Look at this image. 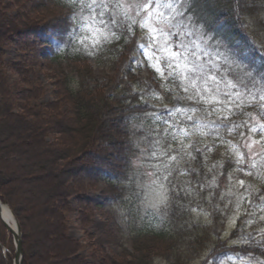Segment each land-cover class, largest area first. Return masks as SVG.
<instances>
[{"label": "rangeland", "instance_id": "obj_1", "mask_svg": "<svg viewBox=\"0 0 264 264\" xmlns=\"http://www.w3.org/2000/svg\"><path fill=\"white\" fill-rule=\"evenodd\" d=\"M68 6L73 10L69 3ZM61 9V5L49 0H0V63L2 64L0 69L7 77L5 81L10 89L15 85L18 86L15 95L13 93L11 96H6V100L8 99L9 106L13 104V112L19 113L22 110L21 113L24 114L13 119L9 117L7 109H2L0 102V170L2 171L0 180L13 205H16L22 214L27 230L31 234L28 250L36 254L31 264H47L46 255L52 256L55 253L59 254L57 258L61 264H122L116 255L123 248L132 252L133 247L139 243L133 241L132 237L146 231L166 228L170 226L169 224L177 222L176 216H167L171 209L175 214L180 212L178 215L180 221L177 225L188 229L185 235L192 234L189 228L192 224H197L202 231H211L217 236L221 247L226 246L224 251L220 250L219 253L208 258L207 255L211 250L209 245L203 257L199 259L194 256L190 264H221L228 248L236 244L241 245L234 242L239 241L242 235L248 232L255 233L256 230L264 228L261 224L244 225V220L248 218L243 215L244 210L255 211L247 202L241 205V216L233 223L232 218L236 214L233 205L244 192V189L239 187L238 181L244 180L246 185L251 184L254 188L264 190V179L238 172L237 165L228 161L230 156L228 146L220 144L213 135L201 136L193 133L190 137H178L173 141L170 135H164L167 124L158 123L146 115L157 113L159 110V113L163 114L162 118L166 120L167 109L177 106L201 109L204 107L187 99L188 94L182 91L179 81L165 82L148 67L143 55L137 51L138 44L147 43L146 29L133 26V30L124 32L119 41L105 43L102 48H93L88 29L75 25L67 19L72 12L68 13ZM246 17L249 23L247 27L256 37V46H258L256 48H264V20H262L264 8L258 5L252 12L246 14ZM66 22L71 24V31L66 30ZM205 31L208 36L213 37V43L217 41L221 43L220 50L223 52L227 47L226 41H222L220 34L215 31L206 29ZM61 32L65 33V39L78 37L75 45L83 46L87 63L52 62L55 54L64 51L59 38ZM70 39L68 42L66 40V46H70L73 50L75 45ZM90 48H93L95 53H100V49H103L102 53L105 55L113 52L114 55L109 58L110 60L104 58L102 62L97 61L88 51ZM239 49L246 50L243 47ZM256 50L251 52L250 59L259 67L260 58L264 57V54ZM140 61H143L142 67L139 66ZM129 67L132 68L133 76L124 78L125 71ZM76 70L87 74L92 71L91 75L96 81L85 79L83 82L86 87L95 86L90 92L96 96H106L117 86L125 87L124 84L127 83L131 94L136 96L143 91L145 93L143 101L155 106L154 111H145L128 119L131 126L129 141L133 152L128 161L129 173L123 177L125 185L120 191L118 200L103 194L102 183L95 181L97 178L93 175L92 180L83 181L81 186H78L79 182L75 184L71 179L65 182L66 177H61V170L54 172L55 167L50 162L52 153L39 143L38 131L42 126L46 128L44 141L51 149L60 153L63 147L73 150L81 141L78 135L62 133V128L71 132L70 129H74L76 124L69 117L67 118V111L70 112L72 107L69 102L64 101L66 95L61 76L73 75ZM149 85L151 88L148 87ZM26 88L28 89L24 92ZM167 88H171L172 91H167ZM153 89L159 93L160 99H153L148 95ZM18 104L29 105L30 110H25ZM39 104L42 105L38 106ZM35 112H38V118ZM244 112L254 113L255 109L245 108ZM196 116L205 121L216 119L215 116H206L203 111L197 112ZM25 119L30 120L31 123L26 125ZM66 119L68 121H65ZM174 119L181 118L175 116ZM247 119L246 115L236 114L231 117V122L240 123ZM80 121L88 128L92 124V120ZM63 122H66L64 127L61 124ZM182 126L187 127V125ZM219 132L221 138L238 145L243 143L241 132L244 133V137L252 135L244 127H239L231 133L227 128H221ZM262 136L264 134L257 133L252 135V139L261 140ZM181 140L184 144L191 142L193 146L185 149L184 152L175 153L177 161L167 170L164 168V164L167 163L166 157H160L159 161L149 158V153L154 150L167 151L169 146L177 148ZM157 142H159L158 148ZM206 145L212 150L205 149ZM259 147L264 148V143ZM197 148L204 151L198 153ZM243 150L241 148V151ZM188 152L191 156L186 154ZM111 155L115 157L116 152L112 151ZM55 161L57 165L62 161L65 164L67 158H57ZM76 164L75 161L72 165ZM154 165L160 168V172L156 175L133 176V173L155 172ZM61 166L63 167L62 164ZM89 170L91 169L84 170L82 176H86ZM168 171L172 173L169 180H156L157 175H166ZM229 176L232 177L231 183ZM213 179L216 181L215 189L210 187ZM154 180H156L155 185L152 184ZM160 183H163L168 190V203L152 207L153 201L148 194V187H157ZM141 184L145 187L141 188ZM75 185L78 188L74 189ZM69 189L71 192L63 196L61 206H56L55 196ZM229 192L232 196L221 201L220 194ZM217 207L220 211H217ZM194 208L197 209L196 212L192 211ZM200 209H203L206 215L198 214ZM1 226L0 224V242L6 250L4 254L10 264L13 256L12 239L9 232ZM168 242L167 239H160L147 243L154 248V254H159L160 250L166 251L163 248ZM67 243L72 244L73 251L62 255L61 247L64 250L67 248ZM175 247V251H178L177 246ZM111 257H115V260ZM41 260L44 263H41ZM155 263L159 262L156 260Z\"/></svg>", "mask_w": 264, "mask_h": 264}, {"label": "snow or ice", "instance_id": "obj_2", "mask_svg": "<svg viewBox=\"0 0 264 264\" xmlns=\"http://www.w3.org/2000/svg\"><path fill=\"white\" fill-rule=\"evenodd\" d=\"M196 2L197 0H68L73 11L67 19L88 29L93 48L119 41L124 32L133 30V26L146 29L147 43L138 44L137 51L143 55L148 67L165 82L179 81L182 91L188 94L187 99L197 105H204L203 109L179 106L167 109L166 120L162 118L163 114L159 110L146 115L158 123L167 124L164 135H170L173 141L178 137H190L193 133L201 136L213 135L220 144L228 146L229 162L237 165L238 172L264 179V148L259 147L264 143V136L261 140L252 139V135L264 134V57L260 58V66L257 67L250 59L249 52H242L238 46H227L222 52L221 43H213V37L208 36L204 25L199 22V16L189 14ZM246 3L247 0H236L233 10L237 21L241 20V9ZM259 7L264 8V0ZM252 43L254 49V42ZM139 66H143V61L139 62ZM148 87L151 88V85ZM166 90L172 91L171 88ZM138 94L143 101L145 93L141 91ZM148 95L153 99L161 98L154 89ZM140 106L153 107L146 101ZM245 108H254L255 112H244ZM200 111L208 117L215 116L216 119L205 121L196 116ZM236 114L246 115L248 119L240 123L231 122V117ZM175 116L181 119H174ZM239 127L246 128L252 134L244 137L241 132L242 144H234L220 137L219 129L227 128L231 133ZM192 146L191 142L184 144L181 140L177 148L169 146L167 151L154 150L149 153V158L159 161L160 157H166L164 168L167 170L177 161L175 153L184 152ZM156 147H159V142ZM241 148L244 150L241 151ZM205 149L212 150L207 145ZM196 151L200 153L204 149L197 148ZM186 154L191 156L190 152ZM153 167L155 172L133 173V176H152L160 172L158 166ZM171 175V171H168L166 175H157L156 180L167 181ZM156 180L152 181L153 185ZM231 181L232 177L229 176V182ZM238 184L244 192L233 205L236 213L232 218L233 223L241 216V205L247 202L255 211L244 210L243 215L248 217L244 220V225H264V190L254 188L251 184L246 185L244 180H239ZM140 187L144 188L145 185L141 184ZM210 187L216 188L215 179ZM148 194L153 201L152 207L168 203V190L163 183L157 187L149 186ZM231 196V192L221 193L220 200L224 201ZM192 211L196 212L197 209ZM217 211H220L218 207ZM201 213L203 209L198 211V214ZM234 243L248 247L241 249L243 255L235 249H228L221 264H264V259H261L264 251H261L259 257L248 254L249 248L264 249V228L256 230L255 233L248 232Z\"/></svg>", "mask_w": 264, "mask_h": 264}, {"label": "trees", "instance_id": "obj_3", "mask_svg": "<svg viewBox=\"0 0 264 264\" xmlns=\"http://www.w3.org/2000/svg\"><path fill=\"white\" fill-rule=\"evenodd\" d=\"M48 1V0H47ZM57 5H61V10H66L68 13L73 10L69 9L68 0H49ZM262 0H247L246 6L241 9V20L237 21L236 14L234 12L236 0H197L196 3L193 4L192 15L199 16L200 21L205 25V29L208 31H215L220 34L223 41L225 40L226 46L232 44L238 47H243L246 50L253 49V43L256 46V37L250 32L247 27L249 23L246 21V14L253 11V8L260 5ZM64 12V11H63ZM56 17V16H55ZM65 20V18H64ZM264 20V17L263 19ZM14 23V22H13ZM8 25L11 26L10 22ZM243 25V26H241ZM71 24L66 22V30L71 31ZM66 31V32H67ZM246 34V35H245ZM65 33L59 35L62 48L64 47V51H61L55 54L52 58V62L62 64L65 62L69 64L70 62H78L82 61V63H87L85 59L86 54L84 52V48L82 45H75L76 39H70L71 43L75 45V49L71 50V47L66 46V40L64 38ZM68 42V41H67ZM258 47V46H256ZM102 48V47H101ZM107 48H105L106 50ZM264 52V48H261ZM111 51V50H110ZM103 49H100V53H95V50H91V54L97 61H104V58H111L114 55L113 53H108L105 55ZM103 59V60H101ZM110 60V59H109ZM84 65V64H83ZM2 64L0 63V67ZM72 74H64L61 79L63 81V88L65 90L64 101L69 102L72 110L67 111V118L69 117L75 124L76 127L74 129H70L71 132L64 131L62 128L61 132L65 135H78L81 138V141L75 146L73 150H68L66 147L61 149V153L57 150L51 149L47 142L44 141V133L46 128L42 126L38 131L39 134V143L46 149H48L51 154L50 162L55 167L54 172H58L61 170V177H66L65 182L70 179L78 186L83 184V181H89L93 176L97 178L100 172H105L108 174L107 181L100 179L98 177L95 181L102 182V193L111 195L114 198L118 195L119 187L117 184L113 183V178L117 179V177L121 178L127 170V164L129 160V156L132 153L130 150L131 144L129 141L130 137V123L128 119L130 117H136L142 112L152 110V107L140 106L143 102L141 96L139 94H131L129 90V86L125 83L124 86H117L110 94L106 96H96L92 92V89L95 86L86 87L85 82L83 80L88 79L89 81H96L94 77L91 75L92 71L89 74L82 72H78V70L74 71ZM133 76L132 68L129 67L125 71L124 78H131ZM6 76L0 69V102L2 109H7V113L9 117L24 116L23 111L21 112H13V104L9 106L8 99L6 100V96L15 95V90L17 91L18 86L15 85L10 89L6 80ZM124 80V79H122ZM124 82H122L123 84ZM91 88V89H90ZM28 88L24 90L27 91ZM20 93L22 91H19ZM21 96V95H20ZM24 98V97H23ZM10 99V98H9ZM148 105H150L147 102ZM17 106V104H15ZM14 105V106H15ZM21 108L28 110L29 105L26 104H18ZM22 105V106H21ZM39 104L38 106H41ZM37 106V107H38ZM135 106V107H134ZM24 110V111H25ZM30 110V109H29ZM28 110V111H29ZM38 118V112L34 113ZM71 115V116H70ZM82 119H86L87 121L92 120L91 126H85V123L80 121ZM65 121H68L66 119ZM26 125L31 123L30 120L24 121ZM62 127L66 125V122L61 123ZM78 125V127H77ZM65 145V143L62 141ZM70 147V146H69ZM71 151V152H70ZM112 151L116 152V156L112 157ZM60 153V154H59ZM111 155V156H110ZM77 156V157H76ZM110 156V158H109ZM67 158L66 163L64 161L61 164H56L57 158ZM77 158V159H73ZM76 165L73 166L72 164ZM61 166V167H60ZM90 168L88 172H86V176H82L83 171ZM0 172H2L0 170ZM88 178V179H86ZM92 180V179H91ZM120 179H117L119 181ZM66 185V184H65ZM77 185L73 186L74 189L78 188ZM70 189L68 191H63L58 196L56 195L54 198V204L56 206H61L63 202V196L66 193H70ZM0 196L5 199L10 205L12 211L14 212L17 220L19 222L21 232H22V247H23V262L22 264H31L34 252H29L28 250V241L30 237V233L27 230L26 224L24 222L22 214L19 212V209L16 205H13L12 199L9 196L8 192L4 190V186L0 180ZM173 215L177 217V222L173 224L171 228H162L157 231H148L144 233L137 234L132 237L133 241H138L137 245H135L132 249L127 250L123 248L116 256L120 259L122 264H156L155 261L159 262L158 264H190V261L193 257L197 256L199 249H203L202 246H207V244H212L214 241L212 234L206 233V231H202L201 228L196 225L191 226L193 234H184L183 227L177 225L180 221L179 213L175 214L171 209ZM59 214V213H58ZM176 225V226H175ZM2 227V226H1ZM204 234H201V233ZM188 235V236H187ZM208 236V237H206ZM212 240H211V239ZM141 239V241H139ZM160 239H167L169 242L166 243L163 249L160 250L159 254H154V248L151 244H148V241H155ZM207 243V244H206ZM216 242H214V245ZM178 251L176 250V247ZM67 248L62 250L61 254L65 255V253H71L73 251V246L71 243H67ZM202 247V248H200ZM60 250V249H59ZM59 250L57 252H59ZM57 254V253H55ZM52 256L46 255L48 259L47 264H61L59 258V254ZM108 257V256H107ZM112 260H115V257H111ZM41 263H44L41 260ZM0 264H5V260L0 252ZM45 264V263H44Z\"/></svg>", "mask_w": 264, "mask_h": 264}, {"label": "water", "instance_id": "obj_4", "mask_svg": "<svg viewBox=\"0 0 264 264\" xmlns=\"http://www.w3.org/2000/svg\"><path fill=\"white\" fill-rule=\"evenodd\" d=\"M5 206L9 209L8 204L5 202L0 201V218H1V206ZM10 210V209H9ZM12 214V212H11ZM13 215V214H12ZM14 222H15V230H11L5 223L4 221L3 224L7 231L11 234L12 237V242H13V257L11 259V264H22V256H23V251H22V246H21V234H20V227L19 224L16 220L15 217H13ZM2 220V219H1Z\"/></svg>", "mask_w": 264, "mask_h": 264}, {"label": "bare ground", "instance_id": "obj_5", "mask_svg": "<svg viewBox=\"0 0 264 264\" xmlns=\"http://www.w3.org/2000/svg\"><path fill=\"white\" fill-rule=\"evenodd\" d=\"M1 218L11 230L13 231L15 230V223L13 217L11 216L9 210L5 207H2L1 209Z\"/></svg>", "mask_w": 264, "mask_h": 264}]
</instances>
